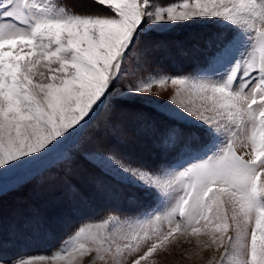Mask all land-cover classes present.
<instances>
[{
	"label": "snow or ice",
	"instance_id": "1",
	"mask_svg": "<svg viewBox=\"0 0 264 264\" xmlns=\"http://www.w3.org/2000/svg\"><path fill=\"white\" fill-rule=\"evenodd\" d=\"M197 21L216 30L196 75H146L162 47L152 37ZM169 85L138 117L159 165L86 149L101 110L106 131L118 97ZM80 160L101 173L97 193L130 186L153 207L74 228L50 257L23 264H157L178 236L214 248L215 264H264V0H0V193L59 166L66 196L83 198L72 181Z\"/></svg>",
	"mask_w": 264,
	"mask_h": 264
},
{
	"label": "rangeland",
	"instance_id": "2",
	"mask_svg": "<svg viewBox=\"0 0 264 264\" xmlns=\"http://www.w3.org/2000/svg\"><path fill=\"white\" fill-rule=\"evenodd\" d=\"M72 2L73 0H69V3ZM97 10L98 9H92L93 12ZM76 11H81V9L76 8ZM213 30H216V25L197 21L182 24L171 31L155 34L152 38L159 40L162 43V47L158 51L154 52L150 57L146 75L151 74L152 76H155L159 73L171 76H195L200 66L190 69L188 65H185L186 63L190 64L189 62L191 61V58L186 59L187 57H184L186 54L181 51V47L183 46L188 51H193L194 49L198 50L204 46L201 44V35L209 33ZM196 36L198 37L196 38ZM179 40L181 43H179ZM195 40L200 43H194ZM204 47L205 52L206 44ZM172 50L176 52L175 56L178 57L177 59L179 61L184 60V62H186L180 66L176 65L178 67L176 70L178 71H175L173 67L169 65L172 64L171 60L174 58L170 57L173 55ZM185 66H187V68ZM131 82V79L123 81L119 85L118 90H126V88L130 86ZM173 91V88L169 85L166 89H159L158 87L153 88V92L160 93L159 97L138 98L134 100L118 97L114 101L117 105V111H115L111 116L113 126L109 127L106 131L103 130V124L106 117L103 110H101L93 121V124L89 126V130H86L85 132L86 137H91L85 145L86 149L114 154L118 158L132 160L137 164H141V162L136 156V153H138V150H140L143 146L145 148L142 151L140 150L141 154H143L142 157L155 158V155L156 157H163V155L161 156V153L158 151L156 154L154 148H152L149 143L144 141V139L146 140L149 136L146 137L144 135L137 134L135 121L136 119H139L138 117L140 113L147 114L146 112H148L149 114L151 112V108L156 102L162 103L167 100ZM97 128L101 130H93ZM142 132L144 133L145 131ZM244 150L245 149L243 147L237 148V151L240 153H243ZM127 153H129V155H127ZM130 153H133L134 156H130ZM182 162L183 161H181V163ZM94 172L99 175H94ZM100 175L101 173L98 169L85 163L83 160H80L75 165L72 181L80 185L83 189H85V191H88V193L97 194L92 179L100 177ZM2 182L3 181L0 180V183ZM8 183L11 185V183H13V178H8ZM63 190V171L59 166H52L43 171L42 174H34L32 177L28 178L27 183H23L22 181V187L15 190L9 189L0 193V234H4L7 230L18 231L19 228L22 227V231L26 232V239H28V234H30L34 228L30 226L24 229L23 227L25 226L23 225H25V221L28 220L31 224H35L34 221H38L39 218L37 217L39 216L36 217L34 212H39V210L42 211L43 214H46L47 217H49L50 220L56 224V231H58L59 228L60 230L65 229V231L63 230V240L54 248H50V244H48L47 247L42 246V249L46 250L42 253L22 254L13 259L17 262V264H23L24 261L38 256L50 257L57 249L60 248L61 243L68 238L72 229L78 228L79 226L87 227L89 224L94 226L95 223L107 219L109 213H111L114 217H135L139 219V214L144 213L153 207V200L151 198L150 202H147L146 204L142 203V207L145 205H149V207L138 213H132V208L126 207V210L123 209L119 212L107 210L104 214L95 217V219L89 218L86 221L78 222L76 220L74 221L69 215L68 209L66 208L68 201L65 199ZM1 237L2 236L0 235V238ZM21 238L22 236H17L16 239L15 236L16 240ZM24 240L25 239H22V241ZM52 245L53 241L51 242V247ZM213 257H219V252H217L214 248L200 252L196 246L194 237L178 236L176 241L166 252H159L155 254L152 259L157 261V264H208L210 260H212L213 264H215ZM36 264H48V261L37 260ZM97 264H100V262H97ZM125 264H127V260Z\"/></svg>",
	"mask_w": 264,
	"mask_h": 264
},
{
	"label": "trees",
	"instance_id": "3",
	"mask_svg": "<svg viewBox=\"0 0 264 264\" xmlns=\"http://www.w3.org/2000/svg\"><path fill=\"white\" fill-rule=\"evenodd\" d=\"M214 31L215 30L201 35L202 45L205 46V41L208 39L209 35ZM197 37L198 36H196V38ZM195 42H198V41L195 40L194 43ZM179 43H181L180 40H179ZM204 46L199 48L198 50L194 49L193 51H188L182 46L181 51L184 54H186L184 55V57H187L186 59L191 58V61L189 62L190 64L184 62V60L179 61L177 59L178 57L175 56L176 52L173 51V55L170 57H174V58H172L171 60L172 64H169V65L173 67L175 71H178L176 70L178 69L177 66L183 65L184 63H186L185 65H188L190 69L196 66H202L204 62V56H205ZM193 57H194V60H193ZM185 67L187 68V66ZM146 113L148 114V112ZM135 122H136L135 126L137 129L136 130L137 134L144 135L146 137L149 136L147 137L146 140L144 139V141L149 143V145H151L152 148H154V151L156 152V154L158 151L159 153H161L160 154L161 156L163 155V157H156V155L154 156L155 158L142 157L143 154H141V151L145 148L144 146L141 147L140 149L141 151L138 150V153H136L137 154L136 156L139 158L141 164L144 165L146 168H155L165 159L164 154H162L161 150L157 147L155 136L150 132H146V131L144 133L142 132L144 130H142L139 119H136ZM130 154H131L130 156H134L133 153H130ZM127 155H129V153H127ZM93 174L96 176L99 175L96 172H94ZM78 186L83 194V198L70 199L68 196H66L65 190H63L65 194V199H67L66 201H68L66 208L68 209L69 215L72 217L74 221L76 220L78 222L86 221L89 218L95 219V217L104 214L107 210H114L116 212L122 211L123 209L126 210V207L132 208L133 210L132 213H138L149 207V205L148 206L145 205L142 207V203L146 204L147 202H150V199H151V197L146 196L143 192L139 191L138 189H134L130 186L120 185V186L112 187L111 194H104V193L92 194V193H88V191H85V189H83L80 185ZM34 213L36 214L35 215L36 217L39 216L37 217L39 218V220L34 221L33 219L35 224L33 223L31 224L30 222H28L29 221L28 220V221H25L26 224L23 225L25 226L23 227L24 229L30 226L34 228L31 231V233L29 232L30 234H28V237H27L28 239H26V232L22 231V227L19 228L18 231L7 230L5 231L4 234L3 233L0 234L2 236L0 238V241H2L0 242V257H2L3 260L5 261L13 260L14 258L19 257L22 254L42 253L46 251L42 249V246L47 247V245L50 244V248H54L56 245H58L63 240V234H64L65 229L60 230L59 228V230L56 231V224L53 221H51L50 218L47 217L46 214H43L42 211L40 210L39 212L36 211ZM15 236H16V239H17V236L18 237L22 236V238L19 240H16ZM22 239H25V240L22 241ZM52 241H53V245L51 247Z\"/></svg>",
	"mask_w": 264,
	"mask_h": 264
},
{
	"label": "bare ground",
	"instance_id": "4",
	"mask_svg": "<svg viewBox=\"0 0 264 264\" xmlns=\"http://www.w3.org/2000/svg\"><path fill=\"white\" fill-rule=\"evenodd\" d=\"M173 51V50H172Z\"/></svg>",
	"mask_w": 264,
	"mask_h": 264
}]
</instances>
